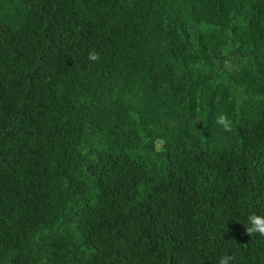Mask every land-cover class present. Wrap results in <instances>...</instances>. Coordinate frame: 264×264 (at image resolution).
Returning a JSON list of instances; mask_svg holds the SVG:
<instances>
[{
	"label": "trees",
	"instance_id": "trees-1",
	"mask_svg": "<svg viewBox=\"0 0 264 264\" xmlns=\"http://www.w3.org/2000/svg\"><path fill=\"white\" fill-rule=\"evenodd\" d=\"M253 213L264 0H0V264H264Z\"/></svg>",
	"mask_w": 264,
	"mask_h": 264
},
{
	"label": "clouds",
	"instance_id": "clouds-1",
	"mask_svg": "<svg viewBox=\"0 0 264 264\" xmlns=\"http://www.w3.org/2000/svg\"><path fill=\"white\" fill-rule=\"evenodd\" d=\"M89 59L91 60H98L99 53L92 50L89 52ZM218 123L222 125L225 131H230V125L227 122L226 117H218ZM245 232L248 236H252L258 234L260 237H264V217L250 214L247 217V223L244 225ZM232 257L230 256H223L219 259L218 264H230Z\"/></svg>",
	"mask_w": 264,
	"mask_h": 264
}]
</instances>
